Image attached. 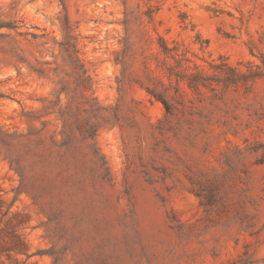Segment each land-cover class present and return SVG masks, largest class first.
Wrapping results in <instances>:
<instances>
[{"label":"rangeland","instance_id":"obj_1","mask_svg":"<svg viewBox=\"0 0 264 264\" xmlns=\"http://www.w3.org/2000/svg\"><path fill=\"white\" fill-rule=\"evenodd\" d=\"M0 17L58 42L68 17L87 94L119 108L96 138L107 178L78 142L69 176L41 181L28 161L17 196L20 176L0 154V264H264V0H0ZM17 38L31 60L54 61L49 47ZM161 40L180 56L165 63ZM221 63L262 76L195 92L168 70L214 76ZM147 65L174 115L148 94ZM52 89L0 49L4 131L44 120L57 129L52 117L24 116Z\"/></svg>","mask_w":264,"mask_h":264},{"label":"trees","instance_id":"obj_2","mask_svg":"<svg viewBox=\"0 0 264 264\" xmlns=\"http://www.w3.org/2000/svg\"><path fill=\"white\" fill-rule=\"evenodd\" d=\"M59 2L66 7L67 0H59ZM21 23L23 21H5L0 17V39L5 43L0 48L1 51L13 60L18 74H21L22 70L26 68L30 75L53 85L50 93L52 98L40 100L46 105L39 114L31 113L24 116L32 122L52 117L58 126L52 131L49 128L52 121L44 120L41 123V129L27 133L8 132L0 127V154L4 152L5 159L9 161L11 168L21 179L17 196L23 191L27 182L28 167L26 163L28 161L31 162L32 168L41 170L37 172L41 181L48 179L49 176L53 178L69 176L71 162L75 157L74 152L78 149V142L86 145L89 150L88 154L92 156L98 171L103 174V178H107L109 168L105 157L98 148L96 138L101 129L119 122V108L104 107L96 98L87 94L93 86L92 78L79 57L77 38L73 36V27L68 17L65 18L64 41L61 42L50 38L47 33L37 34L22 31ZM17 37H24V40L30 45L36 43V48L49 47L52 50L54 61H43L42 57L35 55V52L31 53V58H33L31 60L27 56V50L22 46V41ZM56 46L59 47L58 55L55 54ZM161 49L165 63L168 62V59H177L176 57L180 56L176 54V48H170L163 40H161ZM41 53L43 52L41 51ZM59 59H61V63H59ZM176 61L178 65L182 66L183 58ZM262 63L264 65V57ZM175 68L168 66L170 74L176 75L177 81L186 78L188 87L195 92L202 91V87L216 90L211 88L213 84H208V82L216 81L231 85L262 76L261 71L244 72L224 63L212 65V68L219 70L220 73L214 76L205 72L182 74ZM146 69L150 79L155 80L153 88L146 87L148 94L163 105L166 117L174 115L175 106L168 100V87L157 77L152 76L148 65ZM110 111H113L111 115ZM238 262L239 264H253V262L243 259Z\"/></svg>","mask_w":264,"mask_h":264}]
</instances>
